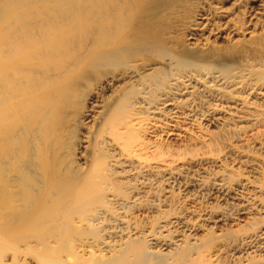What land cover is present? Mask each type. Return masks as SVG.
Returning <instances> with one entry per match:
<instances>
[{
    "label": "rangeland",
    "instance_id": "374dc122",
    "mask_svg": "<svg viewBox=\"0 0 264 264\" xmlns=\"http://www.w3.org/2000/svg\"><path fill=\"white\" fill-rule=\"evenodd\" d=\"M255 1L264 3L239 9ZM236 2L159 1L166 55L136 53L135 43L121 65L90 69V83L71 78L81 124L66 137L61 171L94 179L60 198L33 169L28 207L5 186L23 188L19 174L3 172L0 264H264V58L226 59L229 75L215 63L210 72L211 59L182 66L174 56L229 45ZM257 23L264 35V16ZM44 195L51 209L40 226L30 211Z\"/></svg>",
    "mask_w": 264,
    "mask_h": 264
},
{
    "label": "bare ground",
    "instance_id": "6f19581e",
    "mask_svg": "<svg viewBox=\"0 0 264 264\" xmlns=\"http://www.w3.org/2000/svg\"><path fill=\"white\" fill-rule=\"evenodd\" d=\"M159 1L0 0V178L6 171L18 173L24 188L15 190L7 183L11 197L27 200L28 207L33 204L25 187L29 180L39 182L29 173L33 169L43 172L47 183L63 195L60 198L69 194L67 188L88 186L93 181L68 165L61 171L66 137L74 122L81 124L74 101L80 85L72 84L71 78L90 83V69L121 65L135 43L141 44L136 53L166 55L169 39L163 34L166 26L157 7ZM237 1L236 10L241 14L226 26L229 31L225 29L233 43L210 52L199 46L180 50L174 56L182 66L194 63L192 60L211 59L208 67L215 63L225 70L230 67L226 59L262 61L264 35H260L257 20L264 16V3L255 1L241 10L242 0ZM213 69L217 70L211 67L209 71ZM230 71L225 70L229 75ZM119 77H106L99 85L110 86ZM95 103L92 100L90 106ZM93 117L90 113L86 119ZM116 140L108 141L114 152L119 150L113 148ZM42 198V204L30 211L39 225L51 209L48 195ZM41 264L61 263L42 258Z\"/></svg>",
    "mask_w": 264,
    "mask_h": 264
}]
</instances>
